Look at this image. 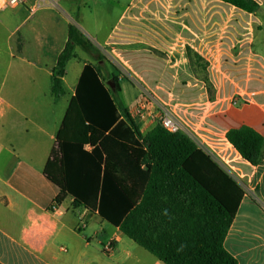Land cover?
Segmentation results:
<instances>
[{
	"label": "crops",
	"instance_id": "0c3cea01",
	"mask_svg": "<svg viewBox=\"0 0 264 264\" xmlns=\"http://www.w3.org/2000/svg\"><path fill=\"white\" fill-rule=\"evenodd\" d=\"M253 1L255 13L222 0L0 8V264H164L97 213L74 207L44 176L84 67L96 64L77 46L66 95L54 98L71 26L106 57L143 134L170 115L244 189L224 246L238 264H264V165H251L227 140L242 126L264 137V0Z\"/></svg>",
	"mask_w": 264,
	"mask_h": 264
},
{
	"label": "trees",
	"instance_id": "16d2710c",
	"mask_svg": "<svg viewBox=\"0 0 264 264\" xmlns=\"http://www.w3.org/2000/svg\"><path fill=\"white\" fill-rule=\"evenodd\" d=\"M222 1L249 13L258 8L253 0ZM77 46L96 64L84 67L45 178L74 207L97 213L164 264H238L224 243L244 189L182 132L158 125L143 134L106 57L75 26L53 71L54 98L66 95L63 79ZM227 140L251 165H264V137L256 130L231 129Z\"/></svg>",
	"mask_w": 264,
	"mask_h": 264
},
{
	"label": "built area",
	"instance_id": "2783aa9c",
	"mask_svg": "<svg viewBox=\"0 0 264 264\" xmlns=\"http://www.w3.org/2000/svg\"><path fill=\"white\" fill-rule=\"evenodd\" d=\"M57 1H62V0H57ZM24 0H3L2 6L0 8H15L20 5H22ZM148 103V100L144 99L143 103L141 105L142 108H144ZM161 125L166 128L168 131L175 133L180 130L179 124L168 114H165L161 118ZM54 211H57L56 207L53 208ZM112 246L108 245L106 247V250L109 252L111 251Z\"/></svg>",
	"mask_w": 264,
	"mask_h": 264
},
{
	"label": "water",
	"instance_id": "95a60500",
	"mask_svg": "<svg viewBox=\"0 0 264 264\" xmlns=\"http://www.w3.org/2000/svg\"><path fill=\"white\" fill-rule=\"evenodd\" d=\"M109 86L114 90V80H111V81L109 82Z\"/></svg>",
	"mask_w": 264,
	"mask_h": 264
},
{
	"label": "clouds",
	"instance_id": "9594fccd",
	"mask_svg": "<svg viewBox=\"0 0 264 264\" xmlns=\"http://www.w3.org/2000/svg\"><path fill=\"white\" fill-rule=\"evenodd\" d=\"M2 4H3V0H0V6H2Z\"/></svg>",
	"mask_w": 264,
	"mask_h": 264
},
{
	"label": "rangeland",
	"instance_id": "374dc122",
	"mask_svg": "<svg viewBox=\"0 0 264 264\" xmlns=\"http://www.w3.org/2000/svg\"><path fill=\"white\" fill-rule=\"evenodd\" d=\"M136 246V245H135ZM139 250L141 251V252H145L143 249H141V248H139ZM152 256V255H151Z\"/></svg>",
	"mask_w": 264,
	"mask_h": 264
}]
</instances>
